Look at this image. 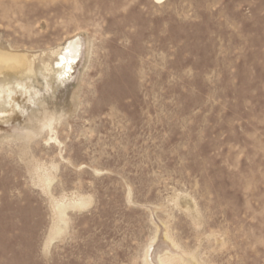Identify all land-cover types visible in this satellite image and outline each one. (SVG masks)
Listing matches in <instances>:
<instances>
[{
	"label": "rangeland",
	"instance_id": "obj_1",
	"mask_svg": "<svg viewBox=\"0 0 264 264\" xmlns=\"http://www.w3.org/2000/svg\"><path fill=\"white\" fill-rule=\"evenodd\" d=\"M56 48L51 121L0 120V264H264V0H0V50Z\"/></svg>",
	"mask_w": 264,
	"mask_h": 264
},
{
	"label": "bare ground",
	"instance_id": "obj_2",
	"mask_svg": "<svg viewBox=\"0 0 264 264\" xmlns=\"http://www.w3.org/2000/svg\"><path fill=\"white\" fill-rule=\"evenodd\" d=\"M154 1L156 3H162L164 0H154ZM67 46L68 44L66 45V48ZM59 52H60V48H56V50L54 49V51H52V56L54 57H51L50 61L43 64L41 68H39L38 70H35L34 57L31 58L26 53L19 54V53H11V52L0 50V109L7 108L6 110L0 111V120L3 119L6 121V119L13 120V119L19 118V115H18L19 112L28 116V113H27L28 108H31V111H33L32 113L36 114L37 124H39L37 129L40 130V127L46 124L45 120L47 121V117L49 115L48 111L47 109L40 111V107L45 106L43 104V98L41 99L44 93H40L39 91L35 90V88L32 85V80H34L35 77L40 72L46 75L51 74V76L48 78L49 80H52L55 78L54 74L57 73V71L60 70L61 68L60 59L65 60L64 57L61 58L58 56ZM18 97H23V99L25 100V103L23 105L19 103ZM35 105L38 106L37 110H35V107H34ZM15 108L18 109L19 112H17ZM41 116L44 120L43 122L41 120L42 119ZM48 120L51 121L50 117H48ZM49 121L48 123H50ZM46 180L48 179L46 178ZM82 198L84 197H80V199L76 200V201H80L79 206L85 204ZM75 203L77 204V202ZM71 204L69 205L68 203L69 206H71ZM57 207H58L57 214L59 215L58 219L61 222V220L65 218V216L63 218L62 215L64 211L66 210L65 209L66 205H64V203L63 204L61 203L60 205H57ZM57 207L55 209H57ZM63 225H65V223ZM54 227H56V225ZM56 229L57 231L61 230L60 224H57ZM53 233H55V229ZM164 255H165L163 256L164 258H161L160 256L156 257L157 261L160 264H165V262L169 260V258L171 257V255L168 254L167 252L164 253ZM185 261H188V260H184V262Z\"/></svg>",
	"mask_w": 264,
	"mask_h": 264
}]
</instances>
